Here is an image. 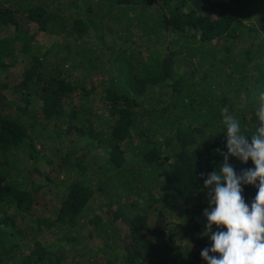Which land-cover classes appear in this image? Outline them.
<instances>
[{"label": "trees", "instance_id": "trees-1", "mask_svg": "<svg viewBox=\"0 0 264 264\" xmlns=\"http://www.w3.org/2000/svg\"><path fill=\"white\" fill-rule=\"evenodd\" d=\"M260 91L264 0H0V264H206Z\"/></svg>", "mask_w": 264, "mask_h": 264}, {"label": "clouds", "instance_id": "clouds-1", "mask_svg": "<svg viewBox=\"0 0 264 264\" xmlns=\"http://www.w3.org/2000/svg\"><path fill=\"white\" fill-rule=\"evenodd\" d=\"M241 107H247L246 100ZM255 115V131L246 136L240 118L227 108L223 111L221 132L226 134L227 151L220 152L223 161L207 174L202 189L210 197L201 234L210 238V247L200 253L206 264H264V91L256 96ZM230 157L242 164L251 161L254 167L237 173ZM244 186L257 189L251 203L242 194Z\"/></svg>", "mask_w": 264, "mask_h": 264}, {"label": "rangeland", "instance_id": "rangeland-1", "mask_svg": "<svg viewBox=\"0 0 264 264\" xmlns=\"http://www.w3.org/2000/svg\"><path fill=\"white\" fill-rule=\"evenodd\" d=\"M38 43H39L40 45L42 44V45H44V46H48L49 43H50V41L47 40L43 35H41V36L39 37ZM134 140L137 141L136 138H135ZM96 203H99V202H96ZM70 264H71V263H70Z\"/></svg>", "mask_w": 264, "mask_h": 264}]
</instances>
